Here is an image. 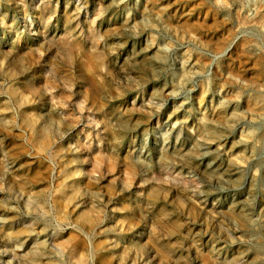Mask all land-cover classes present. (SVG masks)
<instances>
[{
	"label": "rangeland",
	"instance_id": "obj_1",
	"mask_svg": "<svg viewBox=\"0 0 264 264\" xmlns=\"http://www.w3.org/2000/svg\"><path fill=\"white\" fill-rule=\"evenodd\" d=\"M79 262L264 264V0H0V264Z\"/></svg>",
	"mask_w": 264,
	"mask_h": 264
},
{
	"label": "bare ground",
	"instance_id": "obj_2",
	"mask_svg": "<svg viewBox=\"0 0 264 264\" xmlns=\"http://www.w3.org/2000/svg\"><path fill=\"white\" fill-rule=\"evenodd\" d=\"M247 19H248V18H247ZM247 19H246V22H247ZM250 21H251L250 23H254V22H255V20H253L254 22H253L252 20H250ZM243 22H244V20H243ZM248 22H249V20H248ZM250 23H249V24H250ZM243 24H244V23H243ZM245 24H248V23H245ZM249 44H250V43H249ZM222 46H223V45H222ZM249 46H250V45H249ZM249 46H248V47H249ZM252 46H253V45H252ZM218 47H219V46H218ZM220 47H221V46H220ZM218 49H219V48H218ZM221 49H222V47H221ZM251 49H252V48H251ZM219 50H220V49H219ZM132 104H133V103H132ZM134 106H135V105H134ZM132 108H133V107H132ZM174 154H175V153H174ZM176 155H177V154H176ZM215 174H216V173H215ZM217 175H218V174H217ZM9 232H10V231H9ZM9 232H8V233H9ZM6 234H7V233H6ZM26 236H28V235H26ZM11 238L13 239V237H11ZM16 238H17V237H16ZM24 238H26V237L23 236V239H24ZM9 239H10V237H9ZM18 239H20V238H18ZM21 239H22V238H21ZM30 239H31V238H30ZM10 240H11V239H10ZM15 240H16V239H15ZM15 240H14V241H15ZM28 240H29V239H28ZM26 241H27V240H26ZM10 242H12V240H11ZM15 242H18V241H15ZM22 242H23V241H22ZM4 243H5V242H4ZM12 243H13V242H12ZM28 243H29V242H28ZM22 244L24 245V243H22ZM22 244H20V245H22ZM60 244H61V242H60ZM60 244H59V245H60ZM27 245H28V244H27ZM33 245H34V244H32V246H33ZM35 245H36V244H35ZM37 245H39V244H37ZM61 246H62V245H61ZM19 247H20V246H19ZM37 247H38V246H37ZM59 247H60V246H59ZM14 248H15V247H14ZM31 250H34V248H33V249L31 248ZM40 251H41V250H39L38 252L41 253ZM30 252H31V251H30ZM16 253H18V252H16ZM39 253H38V255H39ZM32 254H33V253H32ZM32 254H31V255H32ZM34 254H35V253H34ZM34 254H33V255H34ZM36 254H37V253H36ZM36 254H35V255H36ZM33 255H32V256H33ZM79 257H80V256H79ZM82 259H84V258H82ZM82 259H81V260H82ZM233 259H234V258H233ZM237 259H238V258H237ZM237 259H235V260H237ZM84 260H85V259H84ZM225 261H226V260H225ZM237 261H238V260H237ZM36 262H37V261H36ZM81 262H82V261H81ZM81 262H79V263H81ZM34 263H35V262H34ZM37 263H39V262H37ZM233 263H234V261H233ZM81 264H82V263H81Z\"/></svg>",
	"mask_w": 264,
	"mask_h": 264
}]
</instances>
